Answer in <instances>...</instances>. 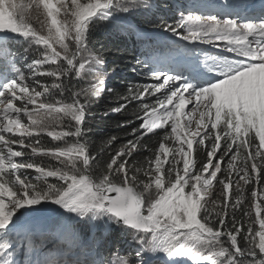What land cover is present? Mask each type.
I'll return each mask as SVG.
<instances>
[{"label": "snow or ice", "instance_id": "1", "mask_svg": "<svg viewBox=\"0 0 264 264\" xmlns=\"http://www.w3.org/2000/svg\"><path fill=\"white\" fill-rule=\"evenodd\" d=\"M165 9L172 22L161 15ZM101 22L145 44L137 63L154 81L130 86L125 103L104 115L162 95L156 105L143 104L142 123L132 129L136 138L114 153L117 137L94 153L85 127L95 118L94 98L113 92L105 78L115 68L103 71L104 53L91 47L92 30ZM156 30L222 46L229 55L204 52L201 59L171 37L151 43L149 33ZM17 38L26 41L19 52L13 48ZM86 68L94 82L76 90L72 78H83ZM97 69L103 71L98 78ZM53 93L60 98L43 99ZM157 129L165 132L158 149L137 166L133 155L148 150L141 141ZM44 133L61 143L42 146L37 138ZM201 148L205 159L197 160ZM37 155L57 164L35 163ZM217 184L221 190L209 207ZM46 204L63 210L58 226H50ZM116 233L126 248L110 249L113 258L106 259L102 249ZM49 241L57 242L58 252L67 245L88 255L58 260L45 251ZM258 253L264 257V3L0 0V264H153L159 256L165 264H245L249 258L264 264Z\"/></svg>", "mask_w": 264, "mask_h": 264}, {"label": "trees", "instance_id": "2", "mask_svg": "<svg viewBox=\"0 0 264 264\" xmlns=\"http://www.w3.org/2000/svg\"><path fill=\"white\" fill-rule=\"evenodd\" d=\"M135 22L144 23V20L143 18H137V19L135 18ZM98 25L99 24H97L92 30V35L90 37L92 42L91 47L95 49V51L98 53L99 52L104 53L105 62L107 63V67H109L108 70L115 68V72L113 73L114 75L108 81V88L113 89V92L112 93L106 92V95H102L100 98L94 99L91 111L95 114V118L88 121L85 127L86 129H90L88 131L87 139L90 141V148L94 153L98 152L100 148L105 145L106 141L110 139L112 136L117 137V140L114 142V147L110 150L114 153V151L116 149H119L122 145H124L127 142V140L129 139L134 140L136 138L132 134V129L133 128L139 129V125L140 123H142V119H140L139 117H142L144 114L143 104H148L152 106L153 102L148 98H145L143 101H131L124 111L120 113L104 115L111 108L118 107L119 104L125 103L124 98L130 95V93L128 92L129 87L130 86L135 87L138 85V84H128L127 83L128 79L124 76V72L125 73L126 71L130 72L131 70L126 66H130V67L132 65L137 66L138 64L137 60H142V58H140L137 55L134 48H131L121 35L119 34L115 35L116 33L115 29L117 30V28L113 29V28H109V26L99 28ZM144 26L146 28L151 29V25L144 24ZM15 44L16 42L13 41V48L17 52L22 50L24 47L21 46L23 45L21 42H19L20 45L16 46ZM108 61H112V62L109 63ZM21 70L24 71L26 76H30L28 69L26 70L25 68ZM117 75H122V77L117 79L118 77ZM119 80L121 82H119ZM46 82L51 83L52 81L48 79ZM73 84H75L74 81ZM59 98H60L59 94L53 93V95L43 99H45L46 102H51ZM121 125H126V126L121 127ZM167 130L170 132V128H168ZM164 135H165L164 130L157 129L155 130V134L149 133L147 134V136H145L142 139L141 143L143 145H147L148 150H144V148H141L139 153H135L133 155L132 160H135L137 162V166L143 165L146 158L152 157L153 153L158 149L159 142ZM37 139H39L40 144L42 146H52L57 144L54 141L50 140L47 137L46 133L42 134ZM167 143L169 147L173 146L172 141H168ZM25 151L30 152V149H25ZM107 158H108V153H105L104 159L107 160ZM196 158L197 160L205 159L203 148H201L200 151L196 154ZM32 160L35 163L41 164L42 166H55L57 164V162L53 158L41 157L38 155L33 156ZM226 163L227 161L224 162L223 165L224 167H226ZM26 174L31 177H35L36 175L34 170H28ZM234 178L238 179V177H235V174H234ZM49 182L54 183L56 182V180L55 178H49ZM252 187H256V185L253 184ZM220 190H221V186L218 184L215 185V187L212 190V195L210 197L211 201H215L217 199V195L220 192ZM250 192H251V188H248L245 191L246 207H249L251 204ZM211 201L209 207L212 206ZM253 218H254V213H253ZM79 228L80 226H78L77 229ZM115 235L117 240H114L113 241L114 243H112L114 249H116L115 248L116 245L117 246L123 245L122 237L120 236V234L118 233ZM241 246L242 247L244 246L243 241H241Z\"/></svg>", "mask_w": 264, "mask_h": 264}, {"label": "rangeland", "instance_id": "3", "mask_svg": "<svg viewBox=\"0 0 264 264\" xmlns=\"http://www.w3.org/2000/svg\"><path fill=\"white\" fill-rule=\"evenodd\" d=\"M34 24V27H39V25L35 22H33ZM106 26H109V28H117L115 24H112V25H108L104 22H101L99 23L98 27L99 28H103V27H106ZM97 29V28H96ZM163 31V30H156V31H150V36L152 37V41L151 43H156V42H160V41H163L169 37H171L173 40H177L179 42V38L178 37H172V34L171 33H168L166 36H161L159 33ZM180 31H183L182 29ZM115 35H125L124 33L120 32L117 28V30L115 29ZM128 34V33H127ZM132 36L137 39V37L132 34ZM14 41L16 42V46L17 45H20L19 42H21L23 45H21L22 47H26V41L22 40V39H14ZM19 41V42H18ZM199 43H202V42H199L197 41L196 45H198ZM15 46V47H16ZM23 47V48H24ZM95 50V49H94ZM35 53H30L29 55H33ZM118 60V59H116ZM123 60V59H122ZM124 60H127V59H124ZM109 63H111L112 61H108ZM20 68L21 69H25V62L23 60H21L20 64H19ZM106 66H107V63H106ZM128 67L131 71L128 72L126 71V73L124 72V76L128 79V84H138L139 86H143V85H147V84H150V83H153L154 81L151 79V77L149 75H147V68L142 65V64H137V66L135 65H132L131 67L130 66H126ZM109 69V67H106V69H104L103 71H107ZM27 70V68H26ZM103 71L100 70V69H97L96 70V77L98 78L99 76H102L103 75ZM114 74H110L109 76H107L105 79H106V83H107V87H108V81L109 79L113 76ZM117 79L121 78L122 75H117ZM82 77L83 78H76V77H73V81L75 82V85H76V88L77 90H79L80 88H86L88 87V85L92 82H94V77H93V74L92 73H89L87 68L85 69L84 73L82 74ZM119 82H121L119 80ZM102 95H106V92L103 93ZM146 98H148L149 100H151L153 102L152 105H156V102H157V98H161L162 99V95L160 93H158L156 96H146ZM95 99V98H94ZM19 103V102H17ZM193 105L189 104L186 108H185V112H188V111H191ZM25 119V122L26 121V118ZM196 119H198V115L196 116ZM192 128L195 129V119L193 120V124H192ZM57 130H60V129H57ZM48 137V136H47ZM50 140H52L50 137H48ZM55 143L57 144H60L61 142H57V141H54ZM211 201V199H210ZM47 211V214L49 216V224L50 226L51 225H59V223H61V219L59 217V212H62L63 210L62 209H59V206H56V205H53V204H46L45 208H48L50 207ZM59 209V211H57ZM79 225H77L76 227L78 228ZM256 227L258 228V224L256 225ZM79 230V229H77ZM118 234V233H116ZM114 240H117L116 238V235L114 234L112 240L109 242V244L106 246L107 248L109 249H114L112 243H114L113 241ZM122 242H123V239H122ZM123 246V245H122ZM118 247H121L120 245L119 246H115V248L117 249ZM126 248V246H123ZM82 250V253L80 254L79 251H77V249H69L67 245H64L62 250H60L58 252L57 250V242H53V241H50L47 243L46 247H45V251L49 252L51 254L52 257H55L56 259H64V260H67V259H71L73 261L79 259L81 261H83L88 253H87V250L86 249H81ZM115 250V249H114ZM127 252L126 251H121L119 252L118 254L119 255H127L126 254ZM83 255V257H82ZM19 259L23 260V254L22 256H19L18 257ZM106 258V257H105ZM261 258H264V257H261L258 253L257 255V260L261 259ZM106 259H111V258H106ZM179 259V258H178ZM153 264H165V257L163 256H159V257H156L154 260H153ZM181 264H191V261L190 259H184V260H181ZM245 264H251V259H246L245 260Z\"/></svg>", "mask_w": 264, "mask_h": 264}, {"label": "water", "instance_id": "4", "mask_svg": "<svg viewBox=\"0 0 264 264\" xmlns=\"http://www.w3.org/2000/svg\"><path fill=\"white\" fill-rule=\"evenodd\" d=\"M49 205H50V204H49ZM49 208H51V206L48 207V208H44V209H43V211H44L45 214H47V211H48Z\"/></svg>", "mask_w": 264, "mask_h": 264}]
</instances>
